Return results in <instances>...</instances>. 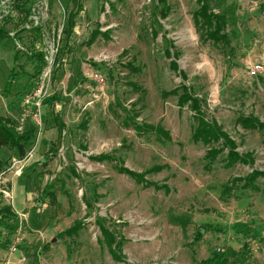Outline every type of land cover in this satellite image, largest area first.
Segmentation results:
<instances>
[{
  "label": "rangeland",
  "instance_id": "obj_1",
  "mask_svg": "<svg viewBox=\"0 0 264 264\" xmlns=\"http://www.w3.org/2000/svg\"><path fill=\"white\" fill-rule=\"evenodd\" d=\"M160 1L0 0L11 37L0 43V116L36 132L24 159L4 153L0 204L17 219L14 230L0 228V264H264V179L232 182L264 171V129L236 121L264 123V0H209L226 16L229 45L194 24L196 0H164L165 18ZM96 29L107 36L87 45ZM255 65L262 72L249 78ZM180 85L250 163L226 167L223 149L208 164L207 150L223 143L192 141L188 105L163 95ZM137 123L161 126L170 141ZM77 221L75 235L58 237ZM98 221L120 244V261Z\"/></svg>",
  "mask_w": 264,
  "mask_h": 264
},
{
  "label": "trees",
  "instance_id": "obj_2",
  "mask_svg": "<svg viewBox=\"0 0 264 264\" xmlns=\"http://www.w3.org/2000/svg\"><path fill=\"white\" fill-rule=\"evenodd\" d=\"M21 2L22 0H16ZM199 7L193 13V21L194 24L202 30L205 38L210 41L214 45L224 44L229 45V38L227 33L225 32L227 19L224 14H215L209 8V0H196ZM162 4L161 12L159 13L161 18H165L167 13L169 12L168 6H166L165 1H160ZM37 31V30H36ZM98 36H107L105 33H101L99 29H96L92 32L87 45H90ZM11 40L10 33L7 32L3 27H0V43L8 42ZM165 54L169 57L170 54L168 51H165ZM37 60L40 62L43 61V55L37 52L35 55ZM169 67L173 71L178 70V66L175 60H172L169 64ZM181 78H184L185 75L180 72ZM9 86V83L6 84V87ZM163 95L165 97L168 96H176L177 97V105L179 108H182L185 105H188L190 111L193 113V120L195 121V128L192 133V141L194 143H202L204 146H209L212 143H217L220 140L223 145L220 149L218 148H210L207 150L204 158L211 165L212 162L215 161L218 154L222 152L223 149H227L226 156V167H231L236 163L246 164L252 161L251 154L246 153L244 155H240L237 151H235V143L230 137L221 131L219 126L215 121L208 122L205 120L204 114L201 110V101L194 97L189 89L185 85H180L179 88L173 89L171 91L164 92ZM55 124L58 127V130L61 131L63 128V124L60 120L55 119ZM237 124H239L244 129H264V123H261L254 117L251 116H240L237 118ZM134 128L138 131L150 130L157 135V138L164 139L166 141H170V134L165 131L161 126H148L143 124H135ZM35 129L33 127L26 128L22 132L17 131L13 120L8 117L0 116V177L1 175L9 168L10 166V158L6 157L4 153L8 151L11 155H15L18 159L22 160L26 157L27 152L29 151L32 143L35 139ZM105 159H108V156H98L93 157L92 160L101 162ZM209 165H206L209 166ZM155 170H161V168H157ZM118 172L128 177L136 180L138 183H145L147 187L153 186L155 189H165L168 188L166 185L158 186L154 183H150L144 180L143 174H138L133 171H130L126 168L120 166L118 168ZM264 179V171L254 170L249 175L244 178H235L232 182L242 181L244 183V187L253 186L254 182L257 179ZM48 197L51 200H55V196L52 193H47ZM17 219L15 213H13L12 208L9 205H1L0 204V228H4L7 230H14L15 227L12 225V222ZM97 226L100 229L101 235L106 242V245L109 247L108 251L111 254L114 260L120 261V253L118 248H120V244L115 241V237L111 232L106 229L101 222H97ZM82 227L81 222H75L72 227L61 232L58 237L61 239L64 236L71 237L77 233V231ZM197 236H200V232L197 233ZM197 238V237H196ZM115 244L116 249L110 248L111 245ZM201 264H209V261H203Z\"/></svg>",
  "mask_w": 264,
  "mask_h": 264
},
{
  "label": "built area",
  "instance_id": "obj_3",
  "mask_svg": "<svg viewBox=\"0 0 264 264\" xmlns=\"http://www.w3.org/2000/svg\"><path fill=\"white\" fill-rule=\"evenodd\" d=\"M262 72V67L260 65H255L250 67L247 71V75L249 78H257Z\"/></svg>",
  "mask_w": 264,
  "mask_h": 264
},
{
  "label": "crops",
  "instance_id": "obj_4",
  "mask_svg": "<svg viewBox=\"0 0 264 264\" xmlns=\"http://www.w3.org/2000/svg\"><path fill=\"white\" fill-rule=\"evenodd\" d=\"M181 77V76H180Z\"/></svg>",
  "mask_w": 264,
  "mask_h": 264
}]
</instances>
